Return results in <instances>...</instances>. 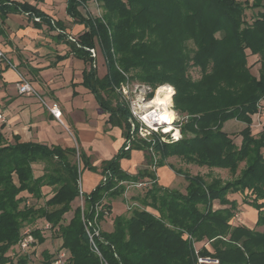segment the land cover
<instances>
[{
  "label": "trees",
  "instance_id": "obj_1",
  "mask_svg": "<svg viewBox=\"0 0 264 264\" xmlns=\"http://www.w3.org/2000/svg\"><path fill=\"white\" fill-rule=\"evenodd\" d=\"M88 1L67 0L68 15L87 28L75 40L69 38L68 45L88 63L83 85L108 113L107 122L121 127L127 140L132 112L122 97V84L132 79L154 89L168 83L175 87L174 108L188 114L184 136L172 143L132 141L128 149L125 140L113 157L96 166L79 147L20 141L18 135L8 142L0 131V264H29V253L14 256L13 251L23 229L39 218L58 232L72 264H198V254L217 258L218 264H264V230L257 229L264 226V123L257 133L252 128V116L264 98V0H97L104 9L101 16L80 10ZM249 8L259 10L248 14ZM13 12L67 35L61 21L18 0H0V29ZM92 47L104 57L102 77ZM252 63H260L257 74ZM192 67L199 69V78L190 74ZM231 119L246 123L238 133L239 143L223 129ZM151 145L159 155L158 167L170 165L168 158L175 156L188 164L227 169L232 178L208 179L170 165L188 181L182 192L159 183L150 152L147 166L136 174L122 168L121 160L129 158L132 149ZM77 156L85 169L106 177L84 193V211L73 205L82 173ZM40 162L43 174L35 176L33 164ZM145 178L150 183L135 199L158 215L138 207L130 216L116 215L113 229L102 230L96 238L101 258L91 248L82 213L93 216L97 202L124 195L122 181ZM44 186L53 187L44 204L28 203L30 195L36 201L45 197ZM235 192L258 210L255 227L233 223L239 203L228 194ZM103 205L112 209L108 202ZM69 211L73 216L65 223ZM32 232L39 243L45 241L41 228ZM197 242H204L198 252ZM41 255L42 264H52L54 252L44 249Z\"/></svg>",
  "mask_w": 264,
  "mask_h": 264
},
{
  "label": "crops",
  "instance_id": "obj_2",
  "mask_svg": "<svg viewBox=\"0 0 264 264\" xmlns=\"http://www.w3.org/2000/svg\"><path fill=\"white\" fill-rule=\"evenodd\" d=\"M18 1L36 5L54 20L61 21L67 35L59 36V29H51L44 22L41 26H36L33 19L24 13L8 14L0 29V50L5 52L15 67L0 60V107L6 115V121H0V131L8 142H12L14 136L18 135L20 141L60 144L63 147L74 146V137L77 147L90 156L94 165L100 166L103 160L110 159L119 151L126 138L121 127L107 122L108 113L99 105L90 89L83 85V72L89 67L88 63L70 51L69 36L75 38L87 28L68 15L67 0ZM91 1L93 0H89L85 7L80 6L84 14L94 13ZM252 2L253 0H248L249 4ZM258 10L249 8L251 13ZM64 55L65 57L60 58ZM256 65L260 67V63ZM97 68L102 77L106 71L101 74L98 58ZM19 73L32 82L48 104H56L61 109V119L54 117L38 96L19 93ZM261 102L264 104V98ZM146 156L144 149H132L130 157L121 160V166L127 172L136 174L147 166ZM33 168L35 176L43 174V164L34 163ZM160 171L164 173L160 184L169 186L176 178V172L168 165L159 167L158 172ZM85 175L87 179L84 182L82 178V188L88 193L101 181L102 174L99 170H88ZM43 192L45 197L41 199L45 200L52 195L53 187L44 186ZM239 193H229L228 197L238 201V208L243 209L241 213L246 225L253 228L258 219V210L243 203V195ZM23 194L30 195L27 192ZM32 199L34 198L30 195L28 201L31 203ZM104 199L111 204L113 213L120 208V198ZM38 221L42 224L46 222L44 218L36 222ZM48 240L45 239L43 243ZM38 246L39 242L35 245L36 254L40 253Z\"/></svg>",
  "mask_w": 264,
  "mask_h": 264
},
{
  "label": "rangeland",
  "instance_id": "obj_3",
  "mask_svg": "<svg viewBox=\"0 0 264 264\" xmlns=\"http://www.w3.org/2000/svg\"><path fill=\"white\" fill-rule=\"evenodd\" d=\"M93 6H94V10H93V14H95V16H101L104 12V9L96 2V0H93L91 1ZM248 11V14H251V11H249V9L247 10ZM98 61H99V64H100V72L101 74L105 73L106 71V65L104 63V57L101 53V51L98 50ZM254 59V63L255 62V59L256 58H253ZM250 62H253V60H251ZM254 63H252V71L254 73L257 74V70L259 68V65H255ZM190 74L193 76V78H199L201 73L199 71L198 68L196 67H192L191 70H190ZM128 82V83H127ZM125 82L124 84H122V87H121V91H122V97L126 96L127 100L129 101V103L132 105V108L136 106V110L139 111V113L143 112L144 110H146V105L153 101L155 99V97L160 93V94H164L166 93L164 87L169 85V86H172L173 88V95H172V109L174 110L175 112V115L177 117L176 119V122H178L180 124L179 127H176V129H180V134L177 132V131H174L177 132L179 135H178V138H182L184 136L183 134V131H182V126H183V122H186L188 120V114L186 113H181L180 111H178L176 108H174V102H173V96H174V93H175V87L171 84H164V85H160L158 86L157 88H152L150 85L148 84H145V83H140L139 81H135V80H132V79H128V81ZM128 86H126L127 84ZM126 86V87H123ZM151 87V88H150ZM162 90V92H161ZM151 92H153V97H148V94H150ZM146 96H145V95ZM145 98H144V97ZM153 99V100H152ZM137 106H140L137 107ZM254 116L255 114L252 116L253 117V124H252V128H253V133H257V131L261 128V126H256L254 125ZM246 126V123L242 122V121H238L236 119H231L229 121H227L224 125V130L227 131L228 133L232 134V136L234 137V139L239 143V139H237V137L239 136V131L241 129H243L244 127ZM153 135L151 136L152 138V144L155 142V141H159V142H163V143H172V137H165V139H169V141L165 142L163 139H162V131L159 130V131H153ZM189 136H191V134L189 133L188 134ZM176 138V136H174ZM139 136V135H136L135 139L133 140L134 142H142L144 141V139ZM73 140L75 142V145L77 147V141L76 139L73 137ZM146 142L148 144H150L151 142L150 141H147ZM175 142V141H173ZM146 151V154H148L149 152L152 153L154 155V157L157 159L159 158V155L156 153L155 151V148L153 145H151L150 147H148V149H145ZM77 160L78 162L80 161L79 157L77 156ZM147 161V160H146ZM157 161L154 160L153 161V164L152 166H156V167H152V170L156 173V175L158 176V180H159V183H161L163 181V178H164V173L163 172H158V164L156 163ZM168 164H170L171 166L173 165L174 167L176 168H182L183 170H187L189 171L191 174H196V173H201V174H205L206 177L209 179L211 177H214V176H220L222 177L223 179L225 180H228V179H231L232 178V174L230 173V171H228L227 169H222V168H213V169H209L208 167H205V166H198L196 164H188L186 163L185 161H183L182 159H180L179 157H170L168 158L167 160ZM41 164L44 165V163L40 162ZM82 162H79V166H80V171L82 172L81 173V179L83 178L84 179V182L86 181V173L89 169H85L84 166L81 164ZM156 164V165H155ZM170 165H168L169 167H171ZM244 166V163H241V167ZM172 168V167H171ZM173 169V168H172ZM174 170V169H173ZM92 171V170H91ZM94 172H97L95 170H93ZM175 171V170H174ZM176 175V178L174 179L173 182H170V185L167 186L169 187L170 189H173V190H179V191H182V192H185L186 191V186L188 184V181L185 179L184 175L182 174H178L177 172L175 173ZM104 178V176L102 175V178L101 180ZM143 180H147L146 178L143 179ZM132 182V181H131ZM99 183V182H98ZM121 183L123 184H126V191L124 193V195L122 196H119V197H115L114 199L118 200L117 198H120L121 199V203H120V208L119 209H115V213H113L114 211H112V209H110V215L107 217V218H104L103 220L100 221V226H101V229L104 230V231H111L113 229V222H114V217L116 215H119V214H124L126 216H130L131 213H132V210L135 208V207H138V208H141V209H147L155 214L158 215V212L156 210H154L152 207L150 206H145L143 205L139 200L135 199L136 196H138L139 194H144V185L142 186H135V185H132L130 182L128 181H122ZM82 184V183H81ZM83 185V184H82ZM240 194V193H239ZM107 198L109 199V197L107 196ZM40 201V202H39ZM39 201H36L34 199L31 200L32 203L36 202L38 204H44L45 200L43 199H40ZM103 203H106L107 201H105V199L102 200ZM111 201V200H110ZM80 204V198H76V200L74 201L73 205L74 206H78ZM215 206L218 207L219 204L218 202H215ZM242 206V204H241ZM109 210V209H108ZM237 212L238 213H241L243 212V209L242 208H238L237 209ZM65 223H67L71 217L73 216V211H69L67 212L65 215ZM240 214V218H237V215H235V217L233 218V223L234 224H246V221H245V218ZM39 219H43V218H39ZM105 220V221H104ZM44 221V220H43ZM42 221V222H43ZM102 221H104L105 223L102 224ZM44 224V223H43ZM43 224L38 221V222H35L33 224L30 225V227L32 228V230L34 228H42ZM29 226V225H28ZM259 230H264V227H259L257 228ZM43 235L45 236L46 239H49L47 242L43 243V244H40L39 243V249H38V252L41 253V251L44 249V248H47L49 249L51 252H54L55 253V256L57 254V252L64 248V247H61L62 245V238L58 236V232L55 230H49V231H45L43 233ZM201 248L202 247V243H199L197 242V249ZM66 249V248H65ZM20 247L17 246V251H13V252H16V254L14 256H17V254L20 252ZM68 250V249H67ZM70 252V251H69ZM27 253L30 254V258H31V261L29 262V264H42V255L39 253V254H36V252L33 251H28ZM71 254V253H70Z\"/></svg>",
  "mask_w": 264,
  "mask_h": 264
},
{
  "label": "built area",
  "instance_id": "obj_4",
  "mask_svg": "<svg viewBox=\"0 0 264 264\" xmlns=\"http://www.w3.org/2000/svg\"><path fill=\"white\" fill-rule=\"evenodd\" d=\"M98 3V1L96 0ZM99 4V3H98ZM100 5V4H99ZM36 20H39V18H36ZM70 39L75 40V38L71 35L69 36ZM90 51L92 53L93 57L98 56V51L95 47L90 48ZM0 60L4 61L7 63L9 66L15 67L12 62L9 60V58L6 56L5 52L0 50ZM20 79L17 82V87L18 91L21 94H26V95H35L38 96L41 101L46 105L48 110L53 114L54 117L57 119H61V109L56 105V104H48L38 93L37 89L34 87L32 82L26 78L24 75L19 73ZM128 83V82H127ZM126 83V84H127ZM128 86V84L126 85ZM123 85V87H126ZM151 88V87H150ZM145 95V94H144ZM146 96V95H145ZM126 98V96H124ZM144 97V96H143ZM145 98V97H144ZM127 99V98H126ZM130 104V103H129ZM172 103L169 106L172 109ZM140 108V106H137ZM131 112H132V117L130 118L131 121V131H130V137L126 140V149L130 148L132 141L135 139L136 135H139L142 139L147 140V141H152L151 136L153 135V131H162V139L167 142L169 139H165L164 136L167 135V137H172L171 141H177L179 140L178 135L180 134V129H176V127H179L180 124L176 122V115H175V120L172 121L171 123H168V120H165L164 118L159 119L155 118L154 116L151 115V112L155 110V107L146 109L143 112L139 113V111L136 110V106L132 108V105L130 104ZM173 110V109H172ZM0 121L4 122L6 121V115L4 110L0 107ZM264 123V104L260 102L258 104V111L255 113L254 116V125L256 126H262ZM171 125V131H166L168 126ZM174 131H177L174 133ZM181 135V134H180ZM176 136V138L174 137ZM78 148V147H77ZM156 160V158L154 159ZM157 161V160H156ZM156 165V164H155ZM156 167V166H152ZM106 179V177H104ZM82 179L81 176L79 178V195L78 198H80V206L82 207L83 211L85 208V197H84V190L82 188ZM132 185L135 186H148L150 181L148 180H139V181H132L130 182ZM29 203V201H28ZM94 210L92 211L94 213L93 216L87 215L86 213H82V219L85 224V229L87 231V234L89 236L91 248L102 258L101 251L99 249V246L97 245L96 238H100V233L102 231L101 226H100V214L103 213V217L107 218L110 215L109 210L103 205L102 200L100 202H97L94 205ZM240 214L242 213H236L237 218H240ZM242 217V216H241ZM242 219V218H240ZM41 230L43 232L53 230L52 224L48 221H46ZM38 242L37 238L32 232V228L30 226H27L23 229L22 231V239L18 243V247H20V253H27L28 251H33L35 249V245ZM199 250L197 249L196 252ZM16 252H13V255H15ZM70 252L69 250L62 248L60 249L56 256H54V260L52 264H72L70 261ZM219 260L217 258H214L212 256H202L198 254V264H218Z\"/></svg>",
  "mask_w": 264,
  "mask_h": 264
},
{
  "label": "bare ground",
  "instance_id": "obj_5",
  "mask_svg": "<svg viewBox=\"0 0 264 264\" xmlns=\"http://www.w3.org/2000/svg\"><path fill=\"white\" fill-rule=\"evenodd\" d=\"M166 93L158 94L155 99L149 102L145 107L146 109H150L155 107V110L151 112V115L155 118L168 120V123H171L175 120V112L169 106L172 102V95H173V88L172 86H165L164 87ZM162 92V90H161ZM172 126L169 125L166 131H171Z\"/></svg>",
  "mask_w": 264,
  "mask_h": 264
}]
</instances>
